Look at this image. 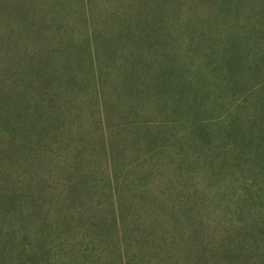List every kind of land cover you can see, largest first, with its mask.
<instances>
[{"label":"rangeland","instance_id":"rangeland-1","mask_svg":"<svg viewBox=\"0 0 264 264\" xmlns=\"http://www.w3.org/2000/svg\"><path fill=\"white\" fill-rule=\"evenodd\" d=\"M0 264H264V0H0Z\"/></svg>","mask_w":264,"mask_h":264},{"label":"crops","instance_id":"crops-1","mask_svg":"<svg viewBox=\"0 0 264 264\" xmlns=\"http://www.w3.org/2000/svg\"><path fill=\"white\" fill-rule=\"evenodd\" d=\"M220 18V17H219ZM209 27V26H207ZM127 30H129V26H127ZM148 36H152L154 39L152 40L151 42V45L153 46V51H151V53L146 56V57H143L147 60V65L144 66L143 68H137V70L135 71H130L129 69L132 68V66L130 67L128 62H127V77H132V80L131 81H128L127 80V83H133V82H145V83H153L152 82V79H157L158 83L161 84L163 82V78H167L166 79V82L168 80H171L172 81V72L174 71V68H175V65H174V61H175V57H174V50H173V45L174 44V35L172 36V38L170 39L171 43L170 42H162V41H158V36L157 33L155 31H152V30H149L147 36L144 35L142 33V29L140 30V33H139V41L140 43L141 42H144L143 38L145 37H148ZM176 40V39H175ZM177 42V40H176ZM151 45L150 44H147V47H148V50L151 49ZM162 45L164 47H166V50H167V54L166 56H164L162 59ZM127 47L129 48V51H127V59L129 57V53H130V45L128 44V41H127ZM170 52H171V55H170ZM137 56V55H135ZM148 60H153V61H148ZM141 61H144V60H141ZM158 62H161V63H165L164 64V69L162 71V65L160 66H157L156 67V71L155 72H150L149 70L151 69V67H153V65H151L152 63H158ZM157 65V64H156ZM166 71V74L164 75L163 72ZM141 78V80H139L138 78ZM128 93H131L133 90H131V88H128L127 89Z\"/></svg>","mask_w":264,"mask_h":264},{"label":"trees","instance_id":"trees-1","mask_svg":"<svg viewBox=\"0 0 264 264\" xmlns=\"http://www.w3.org/2000/svg\"><path fill=\"white\" fill-rule=\"evenodd\" d=\"M241 35H242V33H241ZM210 61H214V60H210ZM216 67H217V66H216ZM228 69H229V68H228ZM227 73H228V74H233L232 71H230V70H228ZM227 73H226V75L229 76ZM163 74L165 75V74H166V71H164ZM171 82H172L171 80H168V81L166 82V79L163 78V82L160 84L161 87H162V90H163V91L168 90V88H167V87H163V85H167V86L169 87V85L171 84Z\"/></svg>","mask_w":264,"mask_h":264}]
</instances>
